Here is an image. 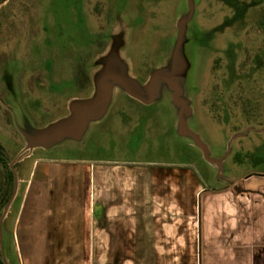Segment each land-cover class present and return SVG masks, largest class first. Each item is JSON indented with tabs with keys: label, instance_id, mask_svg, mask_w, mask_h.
Segmentation results:
<instances>
[{
	"label": "rangeland",
	"instance_id": "obj_1",
	"mask_svg": "<svg viewBox=\"0 0 264 264\" xmlns=\"http://www.w3.org/2000/svg\"><path fill=\"white\" fill-rule=\"evenodd\" d=\"M105 66L142 92L153 79L151 102L106 81L78 135L35 141ZM0 145V264H22L18 178L36 181L39 162L187 167L211 187L264 174V0H4Z\"/></svg>",
	"mask_w": 264,
	"mask_h": 264
},
{
	"label": "crops",
	"instance_id": "obj_2",
	"mask_svg": "<svg viewBox=\"0 0 264 264\" xmlns=\"http://www.w3.org/2000/svg\"><path fill=\"white\" fill-rule=\"evenodd\" d=\"M38 165L18 178L22 264H264L263 173L211 187L173 165Z\"/></svg>",
	"mask_w": 264,
	"mask_h": 264
},
{
	"label": "flooded vegetation",
	"instance_id": "obj_3",
	"mask_svg": "<svg viewBox=\"0 0 264 264\" xmlns=\"http://www.w3.org/2000/svg\"><path fill=\"white\" fill-rule=\"evenodd\" d=\"M3 2H4V0L0 3V5H1ZM88 15H89V13H88ZM88 17H89V16H88ZM5 59H7V58H5ZM77 73H78V75H80V76H82V77H85V75L82 74L80 71H76V74H77ZM109 73H110V74H109ZM111 73H112V71L109 69V66H105V67L103 68L102 74H101V76L99 77V79L97 80V88H98V90L94 92V94H93V96H92L91 99H93L94 96H96V95H98V98H102V97H103V91L101 90V87H105V86H104V83H105L106 81H115V80H113L112 78H105V79H101V78H102L103 76L106 77V76L113 75V74H111ZM81 74H82V75H81ZM83 75H84V76H83ZM82 77H81V78H82ZM164 80H166V82H167L171 87H173L172 82H170L169 80H167L166 77H164ZM123 81H124V83L127 85L129 91H130L132 94H134V96H131V95L127 94L126 89L124 88L123 84H122L119 80L116 81V82H118L119 85L121 86V88H122L123 92L125 93L126 97H128V98H130V99H133V100H136V101H139V102H141V103H146V101H147L148 99H150V100L152 99V97L149 95L150 90H149V88L147 87L148 82L146 83V85H145V89H144V91L142 92L141 88L136 87L135 84L130 83L127 79H124ZM105 89H106V91H107V93H108V95H109V97H110V91H109L107 88H105ZM142 93L145 95V97H141V96H140ZM109 97H108V98H109ZM71 105H73V104H71ZM71 105H69V107H68V110H69V118H68V120H66V121L64 122V123H66L67 125L70 126V127H68V128L64 131L65 133H69V134L74 133L75 128L78 127V126L81 124V122H84V120H85L86 118H88L87 115L81 117V115H80L79 112H81V111H90V110H94V109H95V108H94V109H87V110H85V109H81V108H79L78 106H75V105L71 106ZM102 106H103L102 104L99 105V107H102ZM99 107H97V108H99ZM88 115H89V114H88ZM25 139H26V138H25ZM28 139H30V138H28ZM2 154H3V147L0 145V158H1ZM18 161H20V160H18ZM18 161H14V162L17 163ZM14 162H13V165H14ZM0 167H1V165H0ZM1 179H2V178H1V174H0V182H1ZM8 204H9V203H8ZM0 262H1V260H0Z\"/></svg>",
	"mask_w": 264,
	"mask_h": 264
},
{
	"label": "water",
	"instance_id": "obj_4",
	"mask_svg": "<svg viewBox=\"0 0 264 264\" xmlns=\"http://www.w3.org/2000/svg\"><path fill=\"white\" fill-rule=\"evenodd\" d=\"M109 74H110V73H109ZM105 78H112V79L115 80V81H118V80H119V81L123 84L124 88L126 89L127 94H129V95H131V96H134V94H132V93L129 91L127 85L124 83V81H123L124 78H123V77H120V76H118V75H114V74H113V75L106 76V77L103 76L101 79H105ZM152 80H153V79H151V80L148 81V84H147V87H148V88L150 87V84H151ZM167 80H169V79L167 78ZM101 90L103 91V97H102V98H98V95H96V96H94L93 99H91V100L88 101V102H85V103L74 102V103H72V104L75 105V106H78V107L81 108V109H85V110H87V109H94V108L96 109L97 107H99V105H101V104H102V105L106 104V102H107L108 99H109V98H108L109 95H108V93H107L105 87H101ZM172 96H173V99L176 100V94H173ZM150 102H151L150 99H148V100L146 101V103H150ZM73 105H71V106H73ZM83 125H84V122H81V124H80L78 127L75 128L74 133L69 134V133H65V132H63V131H65V130H66L68 127H70V126L67 125L66 123L60 124V125L56 126L54 129L50 130L49 132H46V133H44V134H42V135L36 137V138H35V141H37V142H39V141H45V140L53 139V138L58 137V136H61V135L74 137V136H76V135H78V134L80 133V130H81V128H82ZM183 130H184L185 132H187V131L185 130L184 125L181 123L180 131H183Z\"/></svg>",
	"mask_w": 264,
	"mask_h": 264
}]
</instances>
